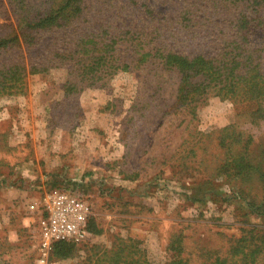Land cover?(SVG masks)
Listing matches in <instances>:
<instances>
[{"label": "rangeland", "instance_id": "374dc122", "mask_svg": "<svg viewBox=\"0 0 264 264\" xmlns=\"http://www.w3.org/2000/svg\"><path fill=\"white\" fill-rule=\"evenodd\" d=\"M85 1L88 17L44 43L0 50V264H38L36 206L53 187L94 215L91 238L46 264H264V102L249 94L264 0ZM57 2L0 0V38L23 30L16 6ZM169 53L244 62L240 94H208L194 117Z\"/></svg>", "mask_w": 264, "mask_h": 264}, {"label": "trees", "instance_id": "16d2710c", "mask_svg": "<svg viewBox=\"0 0 264 264\" xmlns=\"http://www.w3.org/2000/svg\"><path fill=\"white\" fill-rule=\"evenodd\" d=\"M85 2V0H58L56 6H50L44 13L37 11L36 14L29 11L20 13L18 6H16L13 9L19 24L24 26L23 30L32 29V37L26 38V33L22 30L17 36L0 38V50H4L16 43L18 44L20 37L24 38L28 47L32 48L36 45H40L47 34L53 30L63 28L65 25L71 24L74 20L87 18L88 15H86V10L88 9ZM238 26L239 32L245 28V25ZM18 47H21V45L19 44ZM83 51L85 55L90 53L92 54V58H97V50L88 49L85 44L83 45ZM64 52L63 59L69 60L70 58H75L79 50L74 49V52H71V54H67L66 51ZM58 53L60 54V52ZM229 54L233 55L234 53H226V56ZM76 58L80 59V57ZM103 58L102 56L101 59ZM234 59L236 58L234 57ZM229 61L230 60L227 59L224 62L223 59L219 60L216 56L198 55L194 57H185L175 53H169L165 56V66L173 72H178L181 76V85L177 91V102L189 106L190 114H194L195 117L198 108L206 102L208 94H240L238 83L243 79L244 75L238 72V69L245 70V64L242 61L234 60L229 66ZM100 62H102V60ZM77 63L78 62L75 64ZM88 65H91V63ZM33 68L38 70L35 67ZM253 86H256V83ZM249 94L252 99L264 102V82L260 85L257 84ZM262 105L263 103L260 104L259 110H261ZM73 244L74 243L61 242L57 243L54 248H57V250L69 249ZM171 264H179V262L175 261Z\"/></svg>", "mask_w": 264, "mask_h": 264}, {"label": "built area", "instance_id": "2783aa9c", "mask_svg": "<svg viewBox=\"0 0 264 264\" xmlns=\"http://www.w3.org/2000/svg\"><path fill=\"white\" fill-rule=\"evenodd\" d=\"M77 190L53 187L45 191L38 201L36 220L42 250L38 264H46L57 243L77 244L91 238L93 205L87 195Z\"/></svg>", "mask_w": 264, "mask_h": 264}]
</instances>
